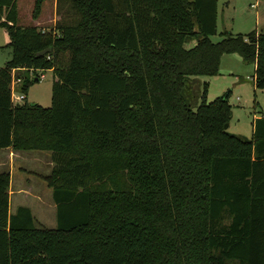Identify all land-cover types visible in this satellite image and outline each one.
Listing matches in <instances>:
<instances>
[{
	"label": "trees",
	"instance_id": "trees-1",
	"mask_svg": "<svg viewBox=\"0 0 264 264\" xmlns=\"http://www.w3.org/2000/svg\"><path fill=\"white\" fill-rule=\"evenodd\" d=\"M55 9L52 29L20 27L15 0H0V149L49 152L55 217L8 214L0 172V264H264V117L240 138L223 127L227 92L206 102L204 82L192 108L188 89L234 51L263 89L264 33L212 42L216 0ZM12 69L51 71L48 107L11 102Z\"/></svg>",
	"mask_w": 264,
	"mask_h": 264
},
{
	"label": "rangeland",
	"instance_id": "rangeland-1",
	"mask_svg": "<svg viewBox=\"0 0 264 264\" xmlns=\"http://www.w3.org/2000/svg\"><path fill=\"white\" fill-rule=\"evenodd\" d=\"M33 1L15 0L17 26H31L30 16L33 9ZM45 4H48V0L45 1ZM45 4H41L40 9H43ZM252 30L264 33V0H216L215 33L209 36L212 42L222 39L225 32L246 34ZM6 43L5 30L0 27V68L10 57V49L6 46ZM189 44L187 42L186 46ZM11 74L13 78L20 75L18 77L20 81L13 85V94L21 93L24 96L21 101H16L12 98L14 104L26 102L35 103L41 107L49 106L50 86L53 78L51 71H20ZM251 74L252 65L244 63L239 53L235 51L224 53L219 57L215 74L210 76L200 75L194 81H188V89L190 90L189 104L192 108H195L198 104L199 93L203 89L202 83L204 82L206 83L204 91L206 102L227 92L229 114L226 131L240 138L247 139L251 134L253 118L261 116V114L264 115V88L257 89L253 87L250 78ZM40 75H42V78L38 79ZM34 77H37L36 81H33ZM22 80H25L26 84L24 90L19 88L20 85L24 84ZM43 152L49 154L48 151ZM16 168L14 169L17 173L16 175L24 182L30 178L28 173L21 172V174ZM35 180L42 187L40 190V188H37V184L33 185V191L38 189V193L31 192L39 195L42 199V204L39 206L35 197L31 195V211L37 220L36 226L54 228V204L51 199V190L43 182L36 178ZM12 207L13 202H10L9 208L11 210Z\"/></svg>",
	"mask_w": 264,
	"mask_h": 264
},
{
	"label": "crops",
	"instance_id": "crops-1",
	"mask_svg": "<svg viewBox=\"0 0 264 264\" xmlns=\"http://www.w3.org/2000/svg\"><path fill=\"white\" fill-rule=\"evenodd\" d=\"M45 1L46 0H42L35 15L32 16V11H31V16H30L31 25L40 30L52 29L54 22L56 20L55 0H48L47 5L45 4ZM41 4L43 5L45 4L43 9H40ZM252 71H253V67H252ZM259 117H264V115L261 114V116L254 117L253 120ZM15 167H17L16 170L19 171L20 173L21 172L28 173V176L30 178L26 179V181L24 182L22 179H20L19 176L16 175L17 173L14 170ZM51 168H52V162L50 161L49 154H46L41 150H14L10 147L0 149V172H6L8 174V185H7L8 214L12 213L15 210V208L18 206L27 207L33 217L35 226L37 225L36 224L37 220L35 219L31 211V195L32 197H35V200L39 203L40 206L42 204L41 202L42 199L39 195H36L34 193H38L37 192L38 189L40 188L41 190L42 187L38 182H36L35 178L45 184V182L40 177L49 175ZM36 184L38 189L33 191L34 190L33 185ZM10 202H13L12 210L9 208ZM37 208L39 207L37 206Z\"/></svg>",
	"mask_w": 264,
	"mask_h": 264
},
{
	"label": "built area",
	"instance_id": "built-area-1",
	"mask_svg": "<svg viewBox=\"0 0 264 264\" xmlns=\"http://www.w3.org/2000/svg\"><path fill=\"white\" fill-rule=\"evenodd\" d=\"M29 71H31V72H35V71H41V70H29ZM14 72V69H12L11 70V73H13ZM11 76H12V74H11ZM40 78H42V75H40L39 77H38V79H40ZM20 80H19V78L17 77V78H13V77H11V80H10V99L12 100V98L14 99V100H16V101H21V100H23L24 99V96H23V94H21V93H19V94H17V95H14L13 94V91H14V89H13V85L14 84H16V83H18ZM13 102V101H12Z\"/></svg>",
	"mask_w": 264,
	"mask_h": 264
},
{
	"label": "water",
	"instance_id": "water-1",
	"mask_svg": "<svg viewBox=\"0 0 264 264\" xmlns=\"http://www.w3.org/2000/svg\"><path fill=\"white\" fill-rule=\"evenodd\" d=\"M50 51V47H47L46 49L41 50L40 52H38L37 54H44L46 52ZM37 79L34 78L33 81H36ZM30 105L34 104V103H29ZM227 124H224L223 127L226 128Z\"/></svg>",
	"mask_w": 264,
	"mask_h": 264
}]
</instances>
